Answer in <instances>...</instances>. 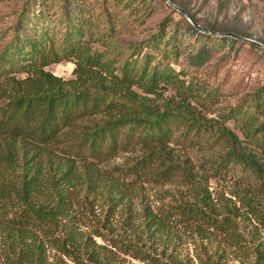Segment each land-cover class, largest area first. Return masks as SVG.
I'll list each match as a JSON object with an SVG mask.
<instances>
[{
  "label": "trees",
  "instance_id": "trees-1",
  "mask_svg": "<svg viewBox=\"0 0 264 264\" xmlns=\"http://www.w3.org/2000/svg\"><path fill=\"white\" fill-rule=\"evenodd\" d=\"M76 1L63 0L66 30L61 37H49L47 33L40 37L28 36L24 32L25 23L19 18L17 35L0 53V65L8 64L9 68L20 65L18 70L26 74L21 81L10 77L5 79L6 86L2 88L0 85V210L5 220L2 226L10 241L12 264L44 263V241L35 237L37 228L42 231L45 241L74 264H113L109 257L99 252L106 250L105 246L97 245L90 235L80 231L71 221L66 223L65 219L70 205L68 199L72 198L74 202L75 193L83 185H87L88 192H95L100 187L115 189L118 182L111 174L105 175L92 168L89 162L84 161L82 171H77L74 157L79 161L88 157L102 161L119 148L126 150L138 144L146 149V155L135 165L137 170L150 168L148 174L163 182L173 176L175 170L178 171L172 163L166 165L168 159L163 161L166 142L172 140L174 128L178 126L186 127V139L193 132L196 139H189L190 146L201 145L200 140L204 141L215 133L217 138L225 137L231 141L226 160L214 162L215 170L226 168L232 161L230 159L249 164L261 182L256 193H264V164L261 165L260 159L250 152L237 149L236 138L229 131L213 129L211 122H202V117L194 114V108L188 103L192 84H186L168 64L162 68L155 65L149 70L147 55L141 74L132 73L137 63L134 60L133 63H124L121 77L115 75L110 68L111 61L104 59L103 52L93 50L90 40H83L82 29L76 27L75 15L80 10ZM169 1L201 25L188 0ZM179 14L188 33L223 44L246 43L228 36L201 32L186 21L183 14ZM201 26L214 32L250 37L236 24L225 28ZM263 42V39L259 41ZM247 44L250 48L260 49ZM207 48L208 45H204L197 51L193 64H203L205 56L210 54ZM64 61L75 64L72 72L75 78L72 80H63L44 70L51 64ZM8 70L0 76L7 78ZM102 73L111 78L109 86L105 84L106 78L101 76ZM133 86L147 94L157 93L159 88L173 90L179 100L172 106L151 107L148 98H141L131 90ZM110 96L124 101L118 103ZM173 101L168 100V103ZM98 115L107 119L101 122L94 119ZM260 129L262 140L258 144L263 146L264 123ZM260 129L246 134L256 139ZM193 141L195 144L191 143ZM48 147H62L68 156H58L48 151ZM154 166L159 169L154 170ZM183 171L186 182L194 184L195 173L184 167ZM195 184V189L199 190L200 181ZM227 210L216 214L205 203L196 202L177 204L165 211L160 209L158 213L145 206L138 224L135 225L128 214L120 225L123 233L133 235V239L112 237L110 246L123 255L148 264H183L173 244L177 237L175 227L180 225L197 238L194 244H198L195 245V253L199 264H225L222 261L231 255L240 264H264V242L257 236V228L247 231L246 238L239 230L237 215ZM250 212L264 226V214ZM103 225L104 229L112 230L111 223L104 222ZM92 232L94 236L102 237L97 231ZM212 241L216 244L213 251L208 252L207 245L212 246ZM154 244H161L162 250L158 251Z\"/></svg>",
  "mask_w": 264,
  "mask_h": 264
},
{
  "label": "rangeland",
  "instance_id": "rangeland-1",
  "mask_svg": "<svg viewBox=\"0 0 264 264\" xmlns=\"http://www.w3.org/2000/svg\"><path fill=\"white\" fill-rule=\"evenodd\" d=\"M188 1L201 25L225 28L236 24L250 35L249 39L257 42L264 40V0ZM76 2V6L80 8L75 15L76 27L82 29L83 40L89 39L93 50L103 52L104 59L111 61L110 68L115 75L121 77L124 63H133L134 60L137 63L132 73L141 74L146 55L150 60L149 70L155 65L162 68L168 64L180 79L185 80L186 84H192V96L188 103L194 108V114L202 117V122H211L213 129L224 128L229 131L236 138L237 149L250 152L253 157L260 159L261 165L264 164V143L263 146L258 144L262 140L260 125L264 123V49L250 48L245 42L243 45L227 42L223 44L215 39L210 41L203 36L188 33L182 16L164 0ZM62 7L63 0H0V53L17 35L19 18L24 21V32L28 36L40 37L47 33L49 37H61L66 30ZM184 19L187 21L185 17ZM204 45H208L210 54L205 56L203 64L196 66L192 63L193 58ZM19 67L20 65L13 68H9L8 64L0 65V74H5L4 71L9 69L7 78L5 75L0 76L2 88L6 86L5 79L13 77L14 81H21L26 78V74L18 70ZM74 68V62L64 61L51 64L44 70L63 80H72L75 78L72 73ZM101 76L106 78L105 84L109 86L111 78L105 73ZM95 89L98 90V87ZM95 89L91 91L95 92ZM131 90L141 98H148L151 107L172 106L179 100L173 90L163 91L159 88L153 94H147L135 86ZM109 98H115L118 103L124 101L115 96ZM168 100L174 101L168 103ZM94 119L101 122L107 118L98 115ZM174 129L175 136L166 142L163 161L168 159L166 165L172 163L178 171L175 170L174 175L163 182L154 180L160 179L148 174L150 168L137 170L135 165L146 155V149L138 144L129 146L126 150L119 148L115 154L102 161L89 157L79 161L74 157L77 171H82L84 161L89 162L92 168L105 175L111 174L113 180L115 178L118 182L115 183V189L100 187L95 192H88L87 185H83V189L75 193L74 202L72 198L68 199L70 205L65 219L66 223L71 221L80 231L90 235L97 245L105 246L107 249L99 252L109 257L113 264H148L123 255L110 246L109 240L112 237L133 239V235L123 233L120 225L128 214L134 224H138L145 206L157 213L160 209L165 211L184 202L205 203L216 214L229 209L237 215L239 230L246 238L247 231L256 227L257 236L264 242V226L250 212L264 214V193H256L261 182L254 169L249 164L230 159L232 161L226 168L217 171L215 163L226 160L225 155L231 149V141L225 137L217 138L215 133L204 141L200 140L201 145L193 141L191 143L195 145L190 146L189 139H196L193 132L186 139L185 126ZM259 129L256 139L246 134ZM48 151L58 156H68L62 147H48ZM156 167H153L154 170L159 169ZM183 167L195 173V183L200 181L199 190L195 189V183L186 182ZM2 213L0 210V264H12L13 257L8 246L10 241L2 226L5 223ZM104 222L111 223L112 230L108 227L104 229ZM92 231H97L102 237L94 236ZM175 231L177 237L173 244L177 248L176 253L183 259V264H199L195 253V245L198 244H194L196 236L193 237L180 225L175 227ZM41 232L37 228L34 233L37 239L44 241L43 264H74L45 241ZM215 244L212 241V246L207 245V251L212 252ZM154 245L158 251L163 248L161 244ZM222 262L240 264L233 255Z\"/></svg>",
  "mask_w": 264,
  "mask_h": 264
},
{
  "label": "water",
  "instance_id": "water-1",
  "mask_svg": "<svg viewBox=\"0 0 264 264\" xmlns=\"http://www.w3.org/2000/svg\"><path fill=\"white\" fill-rule=\"evenodd\" d=\"M169 6L173 7V9H175L176 11H178L179 13L183 14L184 17L189 21L190 24H192L197 30L201 31V32H205V33H210L213 35H218V36H228V37H232L236 40L242 41V42H246L249 44H254L260 48H264V44H261L257 41L251 40L249 38H245L239 35H235V34H231V33H217L208 29H205L203 27H201L200 25H198L187 13H185L183 10H181L180 8L176 7L174 4H172L169 0H164Z\"/></svg>",
  "mask_w": 264,
  "mask_h": 264
}]
</instances>
